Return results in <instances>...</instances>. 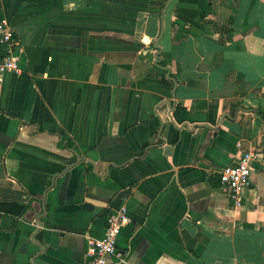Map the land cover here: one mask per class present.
I'll use <instances>...</instances> for the list:
<instances>
[{
    "label": "crops",
    "instance_id": "crops-1",
    "mask_svg": "<svg viewBox=\"0 0 264 264\" xmlns=\"http://www.w3.org/2000/svg\"><path fill=\"white\" fill-rule=\"evenodd\" d=\"M167 1L0 0V264H85L121 207L108 264H264V0Z\"/></svg>",
    "mask_w": 264,
    "mask_h": 264
},
{
    "label": "built area",
    "instance_id": "built-area-1",
    "mask_svg": "<svg viewBox=\"0 0 264 264\" xmlns=\"http://www.w3.org/2000/svg\"><path fill=\"white\" fill-rule=\"evenodd\" d=\"M0 45L5 48L0 61V74H19V56L16 53L18 43L6 19L0 20ZM259 158L258 150H248L239 156L235 164L221 170L219 181L233 206L240 207L242 204L243 192L252 185L253 165ZM128 221L125 207L108 215L103 238L88 241L85 264H108L109 257H120L116 249L117 237L121 227Z\"/></svg>",
    "mask_w": 264,
    "mask_h": 264
},
{
    "label": "water",
    "instance_id": "water-1",
    "mask_svg": "<svg viewBox=\"0 0 264 264\" xmlns=\"http://www.w3.org/2000/svg\"><path fill=\"white\" fill-rule=\"evenodd\" d=\"M171 2V0H168L166 2V4L164 5L163 7V10H162V13H161V16L163 17L164 15V12L166 10V7L168 6V4ZM153 47L157 50L156 54H155V58H156V65L158 66L159 62H160V53H161V47L158 45V40H156V42L153 44ZM165 147V150H168L170 149L169 147L167 146H164Z\"/></svg>",
    "mask_w": 264,
    "mask_h": 264
}]
</instances>
